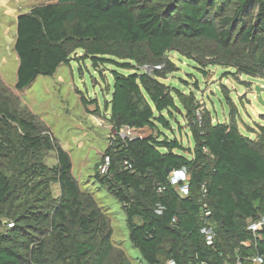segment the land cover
Wrapping results in <instances>:
<instances>
[{"label": "trees", "instance_id": "trees-1", "mask_svg": "<svg viewBox=\"0 0 264 264\" xmlns=\"http://www.w3.org/2000/svg\"><path fill=\"white\" fill-rule=\"evenodd\" d=\"M78 50L83 53L76 57H90L94 66L112 56L133 70H112L104 109L114 131L125 127L141 135L112 138L102 154L109 156L108 169L100 173L99 161L94 176L121 204L129 241L141 257L148 264H235L256 253L264 264V225L255 239L246 224L264 217V125L256 138L242 134L230 100L229 120L212 123L192 95L160 81L176 69L167 57L173 50L203 67L221 65L232 67L236 77L264 78V0L35 4L16 17L14 88L52 75ZM80 102L99 111L96 99L80 93ZM179 105L191 149L160 129H170ZM49 151L56 155L53 166L43 162ZM71 168L69 153L50 129L0 82V264H105L113 251L109 219L79 188ZM176 169L187 173L186 195L169 181ZM205 224L214 230L212 245L200 231ZM116 264L131 263L121 254Z\"/></svg>", "mask_w": 264, "mask_h": 264}, {"label": "rangeland", "instance_id": "rangeland-1", "mask_svg": "<svg viewBox=\"0 0 264 264\" xmlns=\"http://www.w3.org/2000/svg\"><path fill=\"white\" fill-rule=\"evenodd\" d=\"M55 0H0V82L8 92L17 96L19 106L35 114L52 132L57 142L71 158V172L79 188L93 196L98 206L106 213L111 227L113 251L105 264H116L118 257L124 255L131 264H148L139 250L133 247L128 238L125 213L121 204L99 185L94 176L95 165L110 144L115 132L108 121V112L104 102L110 98L113 83L112 70L123 74L133 72L115 62H121L112 56V61L94 66L90 57L80 58L82 51L72 55L68 64H60L52 75H39L25 89L16 90V70L18 59L14 51L16 17L28 11L33 5ZM167 57L176 67L163 83L192 95L198 103V110L206 109L212 123L229 120V101L237 109L236 123L239 131L256 138L258 125H264V78L240 74L236 77L232 67L221 65L200 66L193 59L170 51ZM115 61V62H114ZM256 87L261 89V101L258 100ZM80 93L87 99H96L95 104L84 108L80 102ZM180 106V105H179ZM173 113L169 118L170 129L160 125V129L170 138H176L185 149L193 147L191 133L187 126L185 110ZM133 136L141 135L131 132ZM187 157L191 154L181 152ZM43 162L48 166L56 164L54 151L46 152ZM52 191L58 195V186L52 185Z\"/></svg>", "mask_w": 264, "mask_h": 264}, {"label": "built area", "instance_id": "built-area-1", "mask_svg": "<svg viewBox=\"0 0 264 264\" xmlns=\"http://www.w3.org/2000/svg\"><path fill=\"white\" fill-rule=\"evenodd\" d=\"M160 66H158L157 68H159ZM141 69H143L146 72H150L151 68L147 67L146 65H143L141 67ZM115 132V136L121 138V139H125V138H131L133 137V135L131 134V132L129 131V129L123 127L121 128L119 131H114ZM115 136H113L112 138H114ZM110 163V159L109 156L107 154L103 155L100 163L98 164V171L100 173H105L108 169ZM124 165H126L127 167H130V164L127 161H124ZM187 173L185 171V169H176V170H171L169 172V181L172 185H176L177 189L179 191V193L181 195H186L188 192V183H187ZM159 191H161V188H159ZM157 213L161 212V208L158 207L156 209ZM209 211H205V215H208ZM247 224V229L251 232L252 236L256 239V238H260L261 236V229L264 225V217H260V218H256V219H247L246 221ZM201 233L204 235L205 241L207 245H212L213 244V240H214V230L213 228L209 225V224H205L202 228H201ZM241 244L243 246H250L251 242L250 241H242ZM244 262H250L252 264H259L262 262V257L256 253L247 255L246 257H244L243 259L239 258L236 260L235 264H243ZM165 264H176L173 260H169L167 261ZM195 264H205L203 261H197Z\"/></svg>", "mask_w": 264, "mask_h": 264}, {"label": "water", "instance_id": "water-1", "mask_svg": "<svg viewBox=\"0 0 264 264\" xmlns=\"http://www.w3.org/2000/svg\"><path fill=\"white\" fill-rule=\"evenodd\" d=\"M260 93H261L260 87H256L257 98H258L259 101L262 102V100H261V94ZM262 104L264 105V102H262ZM168 171H170V170H168Z\"/></svg>", "mask_w": 264, "mask_h": 264}]
</instances>
